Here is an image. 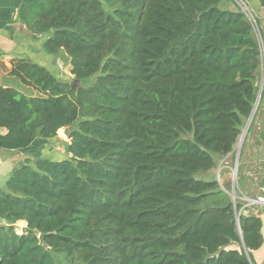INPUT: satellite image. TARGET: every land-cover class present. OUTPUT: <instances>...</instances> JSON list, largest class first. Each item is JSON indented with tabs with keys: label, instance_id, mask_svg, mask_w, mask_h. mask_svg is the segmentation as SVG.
Instances as JSON below:
<instances>
[{
	"label": "trees",
	"instance_id": "16d2710c",
	"mask_svg": "<svg viewBox=\"0 0 264 264\" xmlns=\"http://www.w3.org/2000/svg\"><path fill=\"white\" fill-rule=\"evenodd\" d=\"M18 20L81 85L17 58L10 75L32 93L0 86V149L71 128L67 158L18 166L0 188V264H259L263 220L209 173L259 92L245 13L222 0H27Z\"/></svg>",
	"mask_w": 264,
	"mask_h": 264
},
{
	"label": "crops",
	"instance_id": "0c3cea01",
	"mask_svg": "<svg viewBox=\"0 0 264 264\" xmlns=\"http://www.w3.org/2000/svg\"><path fill=\"white\" fill-rule=\"evenodd\" d=\"M25 1L27 0H0V86H13L26 93H32L31 89L22 86L16 77L10 75L12 60L21 58L33 61L53 71L51 65L58 53L46 52L43 46L46 36L33 34L18 20ZM258 2L260 5V0ZM258 105L253 116L255 121L252 127H248L247 137L241 143L237 142L234 150L221 158L219 164L223 179L220 183L231 182L232 190L235 188V193L238 190L241 195L239 199L243 201L244 213L261 217L264 237V203H253L250 200L262 195L264 184V98L261 106ZM43 139L46 140L39 137L29 148L23 150L0 149V188L5 186L13 169L21 166L17 157L34 152L36 145L45 142ZM254 255L259 264H264V242Z\"/></svg>",
	"mask_w": 264,
	"mask_h": 264
},
{
	"label": "rangeland",
	"instance_id": "374dc122",
	"mask_svg": "<svg viewBox=\"0 0 264 264\" xmlns=\"http://www.w3.org/2000/svg\"><path fill=\"white\" fill-rule=\"evenodd\" d=\"M245 5L250 10V12L254 14L256 21L258 23V32L256 34V37L264 53V10L259 5L258 0H250L246 2ZM222 6L224 8H233V9L239 8L243 11L242 8L244 5L239 0H222ZM51 68L53 70L52 72L59 80L68 81V82L73 81V74L71 73L72 65H71L70 57L66 53L59 52L58 54H56L55 59L51 65ZM258 87H259L258 96L260 101H258L259 105L258 104L257 105L258 107H260L264 98V60L262 62V66L258 74ZM254 121H255V117H253L249 127L253 125ZM70 129L71 128L69 129L63 128L59 130L58 135L56 137L46 140L43 139L45 141L44 143H40L36 145L35 147L36 149L34 152L25 154L23 156H18L17 158L20 160L21 165L25 163L34 165L36 159L41 157H47L54 160H62L67 158L68 154L66 147L67 144L70 143V138H69ZM246 137H247V132L244 135V139ZM3 150L8 151L7 149H3ZM36 152H39V154H35ZM221 172H222V168H221V164H219L216 166V168H214V170H212V172L210 171L209 173L211 176H215L222 183L223 179L221 177ZM263 175H264V171H263ZM198 176L205 178V176H207V173L205 172L199 173ZM235 195H237L236 198L237 197L239 198L241 196L240 193L239 194L235 193ZM17 225L19 226L20 229L26 227L25 221H19ZM19 232L22 233V230H20Z\"/></svg>",
	"mask_w": 264,
	"mask_h": 264
},
{
	"label": "water",
	"instance_id": "95a60500",
	"mask_svg": "<svg viewBox=\"0 0 264 264\" xmlns=\"http://www.w3.org/2000/svg\"><path fill=\"white\" fill-rule=\"evenodd\" d=\"M80 85H81V82H80L79 79H74V80L72 81V89H73V90H77V89L80 87ZM258 101H259V96H257V99H256V102H255V105H254L253 111H252V113H251V115H250V117H249V119H248V121H247V123H246V125H245V127H244V129H243V131H242V133H241V136H240V138H239L238 143H241V142L243 141V139H244V135L246 134V132H247V130H248V127H249V125H250V123H251V120H252V118H253V116H254L255 109H256V105H257ZM237 155H239V152H238ZM237 161H238V157H237ZM231 195L233 196V199H234V201H235V200H236V196H237V195H235V188L231 191ZM236 222H237V226H238L239 229H240V220H239V218H238V214H237V216H236ZM39 239H40V244L43 245V246H45V247L47 248L48 245H47V243H46V241H45V234H44V233L39 234Z\"/></svg>",
	"mask_w": 264,
	"mask_h": 264
},
{
	"label": "built area",
	"instance_id": "2783aa9c",
	"mask_svg": "<svg viewBox=\"0 0 264 264\" xmlns=\"http://www.w3.org/2000/svg\"><path fill=\"white\" fill-rule=\"evenodd\" d=\"M244 6H243V12L245 13V15L251 20L252 22V25H253V29L255 31V33L257 34L258 32V23L256 21V18L254 16L253 13L250 12V10L246 7V2L244 0H239ZM245 3V4H244ZM262 51V62L264 60V53H263V50L261 49ZM251 202L253 203H264V184L262 186V195H260L259 197H257L256 199H250ZM238 218H239V215H238Z\"/></svg>",
	"mask_w": 264,
	"mask_h": 264
}]
</instances>
